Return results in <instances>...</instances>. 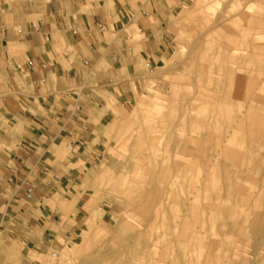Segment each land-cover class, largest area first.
I'll return each mask as SVG.
<instances>
[{"label": "rangeland", "instance_id": "rangeland-1", "mask_svg": "<svg viewBox=\"0 0 264 264\" xmlns=\"http://www.w3.org/2000/svg\"><path fill=\"white\" fill-rule=\"evenodd\" d=\"M84 1L131 17L135 59L121 101L95 90L110 121L52 245L5 230L0 264H264V0Z\"/></svg>", "mask_w": 264, "mask_h": 264}, {"label": "crops", "instance_id": "crops-1", "mask_svg": "<svg viewBox=\"0 0 264 264\" xmlns=\"http://www.w3.org/2000/svg\"><path fill=\"white\" fill-rule=\"evenodd\" d=\"M85 2L22 0L0 13V232L38 249L52 245L59 219H67V197L76 196L70 188L99 153L100 138L93 140L111 111L95 90L121 101L118 72L129 73L135 59L126 45L131 17L118 5ZM136 24L154 34L152 26ZM108 31L114 40L106 41ZM161 46L150 39L143 52ZM26 180L36 183L30 199L23 194Z\"/></svg>", "mask_w": 264, "mask_h": 264}, {"label": "built area", "instance_id": "built-area-1", "mask_svg": "<svg viewBox=\"0 0 264 264\" xmlns=\"http://www.w3.org/2000/svg\"><path fill=\"white\" fill-rule=\"evenodd\" d=\"M140 12H141V15H143V16L146 15L145 10H141ZM137 31L140 32V33H141V32L144 33V28H143L142 26H139V27L137 28ZM86 62H87V61H84V63H86ZM29 63H31V61H29ZM40 65H41L42 67H45V66H46L45 63H40ZM145 66H146L149 70L152 69L150 62H148V61L145 63ZM40 81H41V82H44L45 80L42 78ZM32 82H33V83H36V81H32ZM127 103H130V100H129V99L127 100ZM55 177H56V176H55ZM35 190H36V183H35L34 181H32V180H26V185H25L24 192H23L24 197H25L26 199H30V198L33 196Z\"/></svg>", "mask_w": 264, "mask_h": 264}, {"label": "bare ground", "instance_id": "bare-ground-1", "mask_svg": "<svg viewBox=\"0 0 264 264\" xmlns=\"http://www.w3.org/2000/svg\"><path fill=\"white\" fill-rule=\"evenodd\" d=\"M222 16H223V15H222ZM222 16H221V17H222ZM207 19H208V18H207ZM141 33H142V32H141Z\"/></svg>", "mask_w": 264, "mask_h": 264}]
</instances>
